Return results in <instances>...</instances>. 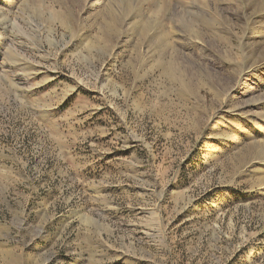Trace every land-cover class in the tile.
Returning <instances> with one entry per match:
<instances>
[{
	"label": "rangeland",
	"instance_id": "374dc122",
	"mask_svg": "<svg viewBox=\"0 0 264 264\" xmlns=\"http://www.w3.org/2000/svg\"><path fill=\"white\" fill-rule=\"evenodd\" d=\"M0 264H264V0H0Z\"/></svg>",
	"mask_w": 264,
	"mask_h": 264
}]
</instances>
